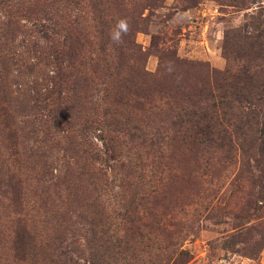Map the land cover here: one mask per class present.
<instances>
[{
  "label": "rangeland",
  "instance_id": "rangeland-1",
  "mask_svg": "<svg viewBox=\"0 0 264 264\" xmlns=\"http://www.w3.org/2000/svg\"><path fill=\"white\" fill-rule=\"evenodd\" d=\"M255 23L264 0H0V264H264V154L228 108L214 140L181 125L264 76Z\"/></svg>",
  "mask_w": 264,
  "mask_h": 264
},
{
  "label": "trees",
  "instance_id": "trees-1",
  "mask_svg": "<svg viewBox=\"0 0 264 264\" xmlns=\"http://www.w3.org/2000/svg\"><path fill=\"white\" fill-rule=\"evenodd\" d=\"M248 26L250 22L247 23ZM247 38L249 42L251 41V48L264 60V26L255 23V31H247ZM229 87L231 94L235 93L236 96L239 94L235 99L232 97V100H224L229 93L227 88L223 90L222 96L208 93L210 97H206V100L203 96L193 100L190 94L187 95V102L191 104L192 109L183 114L186 119L181 118V125L192 124L196 127L194 130L204 132L206 136L210 135L209 139L214 140L212 133L214 134L218 127L220 111L228 108V111H223L224 114H229L237 120L234 126L242 134L247 135L246 141L249 147L257 146L264 154V76L260 74V71H252L247 67L246 81H243L241 86L230 85ZM236 88H239L238 92H235ZM220 132L218 127L216 133ZM224 144L229 145L228 142Z\"/></svg>",
  "mask_w": 264,
  "mask_h": 264
},
{
  "label": "clouds",
  "instance_id": "clouds-1",
  "mask_svg": "<svg viewBox=\"0 0 264 264\" xmlns=\"http://www.w3.org/2000/svg\"><path fill=\"white\" fill-rule=\"evenodd\" d=\"M129 25L126 19H121L116 26L110 31L109 35L113 42L121 43L123 34H127Z\"/></svg>",
  "mask_w": 264,
  "mask_h": 264
}]
</instances>
